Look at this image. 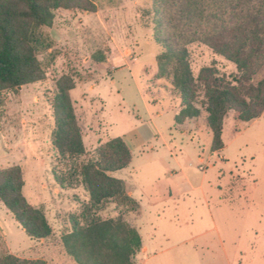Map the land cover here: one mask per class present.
Instances as JSON below:
<instances>
[{
  "label": "rangeland",
  "instance_id": "1",
  "mask_svg": "<svg viewBox=\"0 0 264 264\" xmlns=\"http://www.w3.org/2000/svg\"><path fill=\"white\" fill-rule=\"evenodd\" d=\"M88 1L95 5L94 12L59 9L53 26L42 29L51 43L38 56L42 79L0 91V173L22 169L24 197L44 212L52 228L50 238L31 239L0 201V260L12 255L46 264H76L55 241L72 232L76 222L84 225L123 213L135 222L149 248L147 254L139 252V264H228L217 233L199 235L214 228L212 213L226 249L232 250L237 229L230 218L247 215V202L257 204L252 217H264V115L241 123L230 111L224 150L213 154L202 82L197 100L202 116L182 128L176 125L174 111L180 94L171 77L158 75L163 48L157 36L165 38L173 31V23L164 17L176 12L174 0L159 9L154 0ZM205 1L199 6L207 15L200 32L213 31L211 43H238V22L230 16L232 0L225 1L224 15L226 4ZM187 48L197 80L204 68L213 69L216 79L243 80L237 66L210 43L201 39ZM96 54L106 63L95 61ZM66 78L75 83L70 95L86 149L77 158L61 156L52 144L53 103ZM263 80L264 64L252 83H242L257 86ZM117 138L133 148V161L113 176L126 183L140 205L138 213L119 200L93 206L81 174L82 167L98 160L99 151ZM178 187L184 188L180 196H163Z\"/></svg>",
  "mask_w": 264,
  "mask_h": 264
},
{
  "label": "trees",
  "instance_id": "2",
  "mask_svg": "<svg viewBox=\"0 0 264 264\" xmlns=\"http://www.w3.org/2000/svg\"><path fill=\"white\" fill-rule=\"evenodd\" d=\"M167 0H154L159 9ZM220 1V5L226 4ZM205 0H174V14L164 17L173 23L168 37L157 36L163 52L157 58L159 77H171L173 89L180 94L175 122L183 126L187 121L199 119L198 93L202 82L207 99V125L212 134L211 152L224 149L225 119L230 111L241 123H251L264 115V80L257 86L253 77L264 64V0H232L230 16L238 22V43L212 42L213 31H201V21L207 18L199 6ZM228 4L224 6L227 14ZM81 9L94 12L95 5L88 0H0V91L16 89L40 81L43 70L38 56L51 48L44 35V27H52L59 9ZM160 12V11H158ZM223 12V11H222ZM199 23V24H198ZM184 26L180 27V25ZM160 21L159 27H163ZM185 28L188 27L191 30ZM171 27V28H172ZM200 27V28H199ZM199 28V29H198ZM203 40L242 74V81L216 79L211 68H204L197 80L191 67L187 45ZM97 62L106 63L101 54L94 55ZM236 84V85H235ZM75 89L71 79L60 83L54 100L55 130L52 144L61 156L77 158L86 154L82 130L70 92ZM98 160L82 167V177L91 196L93 206L119 200L131 213H138L139 203L129 196L126 183L113 174L129 167L133 153L123 138L109 142L99 151ZM59 181V180H58ZM24 181L20 167L0 173V201L13 214L31 239L44 240L52 235V228L41 209L28 203L23 195ZM55 244L76 264H139L137 256L142 249V238L135 222L126 214L107 220H91L81 225L76 222L73 231L62 235ZM0 264H46L27 261L8 255Z\"/></svg>",
  "mask_w": 264,
  "mask_h": 264
},
{
  "label": "crops",
  "instance_id": "3",
  "mask_svg": "<svg viewBox=\"0 0 264 264\" xmlns=\"http://www.w3.org/2000/svg\"><path fill=\"white\" fill-rule=\"evenodd\" d=\"M177 108L178 107H174L175 115ZM197 121L198 119L187 121L183 126L180 127H186L189 123L191 124L192 122ZM141 139L142 138L139 140L140 142ZM130 149L133 151L132 147H130ZM186 184L189 186L192 185L189 180L186 181ZM126 189L129 196L133 198V194L128 190L127 185ZM178 189L169 188L167 191H164L165 194H163V196L165 198H169V200H172L176 196H180V192L184 191V188L182 187H178ZM246 204L247 206L245 207L244 211L248 213L247 215L240 214L239 216L237 215L236 218H230L231 224L236 225L234 229H237V232L235 233L236 235L233 236V241L231 244L233 247L232 250L226 249L224 238L216 225L215 216L212 213L210 219L214 225V228L199 235V238H201L205 237L212 231L216 232L218 240L224 249V255L228 264H264V217L263 215H260V217L256 218L252 217L253 210L257 208V204L255 202H247ZM239 230H243V232H240ZM207 247L209 246L207 245ZM148 252L149 248L143 243L142 240V254H147ZM231 256L233 257L232 259ZM232 260L234 262H232Z\"/></svg>",
  "mask_w": 264,
  "mask_h": 264
},
{
  "label": "water",
  "instance_id": "4",
  "mask_svg": "<svg viewBox=\"0 0 264 264\" xmlns=\"http://www.w3.org/2000/svg\"><path fill=\"white\" fill-rule=\"evenodd\" d=\"M21 88V87H20Z\"/></svg>",
  "mask_w": 264,
  "mask_h": 264
}]
</instances>
